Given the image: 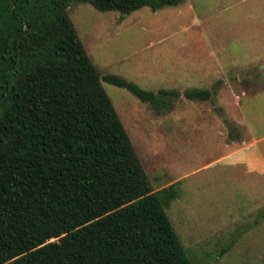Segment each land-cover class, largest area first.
<instances>
[{"label":"trees","instance_id":"trees-1","mask_svg":"<svg viewBox=\"0 0 264 264\" xmlns=\"http://www.w3.org/2000/svg\"><path fill=\"white\" fill-rule=\"evenodd\" d=\"M71 2L128 14L183 0H0V264H197L163 208L169 185L152 190L101 80L155 110L177 94L99 76Z\"/></svg>","mask_w":264,"mask_h":264},{"label":"rangeland","instance_id":"rangeland-1","mask_svg":"<svg viewBox=\"0 0 264 264\" xmlns=\"http://www.w3.org/2000/svg\"><path fill=\"white\" fill-rule=\"evenodd\" d=\"M67 14L99 76L177 94L155 110L101 80L152 190L169 185L163 208L185 256L264 264V0L128 14L71 2ZM193 87L210 94L184 98Z\"/></svg>","mask_w":264,"mask_h":264}]
</instances>
